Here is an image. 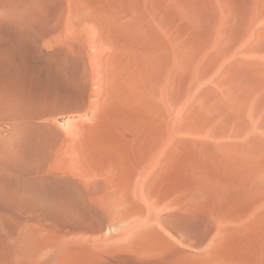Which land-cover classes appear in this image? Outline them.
<instances>
[{
	"label": "bare ground",
	"instance_id": "obj_1",
	"mask_svg": "<svg viewBox=\"0 0 264 264\" xmlns=\"http://www.w3.org/2000/svg\"><path fill=\"white\" fill-rule=\"evenodd\" d=\"M0 264H264V0H0Z\"/></svg>",
	"mask_w": 264,
	"mask_h": 264
}]
</instances>
